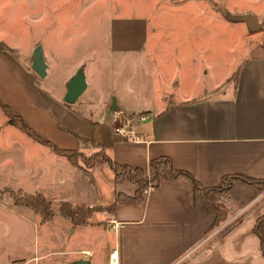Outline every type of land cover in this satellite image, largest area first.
<instances>
[{"label": "crops", "instance_id": "crops-1", "mask_svg": "<svg viewBox=\"0 0 264 264\" xmlns=\"http://www.w3.org/2000/svg\"><path fill=\"white\" fill-rule=\"evenodd\" d=\"M248 41L244 56L212 87H204L199 93L183 87L168 88L158 96L154 92L153 100L149 99L141 111H125L119 101H115L117 109L113 111L112 94L104 101V114L85 120L75 116L73 107L84 99L98 98L101 89H108L105 77L109 69L104 72L100 88L92 75H86L87 90L72 105L64 100L67 84L62 93L56 94L50 109L49 103L54 100L48 99L45 92L40 94L33 69L24 67L13 54L0 51V100L22 116L42 139L63 150L84 153L75 136L91 139L96 124L97 142L119 164L147 172L152 160L167 157L176 169L190 173L207 188L220 187L229 175L264 180V42L261 37ZM119 112L149 118L136 127L139 142L117 133L110 117ZM65 168L70 175L62 178L67 183L62 188L76 191L65 195L67 203L105 212L106 226L97 220L100 211L94 212L85 225L77 226L106 229L113 234L112 242L103 247L101 264H108L114 250L118 251L119 264H264L261 241L255 234L257 222L264 216V190L236 182L225 204L229 219L211 231L214 217L194 204L193 185L188 178L175 182L163 179L158 189L149 190L141 204L133 205L117 200L120 194L134 197L137 186L130 182L116 185L107 165L86 168L68 161ZM104 182L109 190L101 188ZM103 196L109 198L102 201ZM115 203V210H109ZM111 221L123 227L114 231ZM92 249L69 251L78 258L72 264H98L93 262ZM10 260L13 258L1 263L10 264Z\"/></svg>", "mask_w": 264, "mask_h": 264}, {"label": "rangeland", "instance_id": "rangeland-1", "mask_svg": "<svg viewBox=\"0 0 264 264\" xmlns=\"http://www.w3.org/2000/svg\"><path fill=\"white\" fill-rule=\"evenodd\" d=\"M255 37L264 42V0H0V47L30 71L35 54H42L46 77L31 72L40 94L53 98L50 109L78 72L92 75L100 88L109 69L99 100L90 97L73 107L82 120L104 114L112 94L125 111H141L154 92L212 87ZM84 149L86 158L95 152ZM67 163L10 125L0 108V264L10 258V264H72L78 258L68 252L81 247L94 248L93 262L101 264L113 234L74 226L58 213L65 195L76 192L62 188V178L70 175ZM19 193L44 195L54 218L17 204ZM97 213L106 226L104 210Z\"/></svg>", "mask_w": 264, "mask_h": 264}, {"label": "trees", "instance_id": "trees-1", "mask_svg": "<svg viewBox=\"0 0 264 264\" xmlns=\"http://www.w3.org/2000/svg\"><path fill=\"white\" fill-rule=\"evenodd\" d=\"M0 51H3L1 47ZM239 77L240 70L236 73L235 79L238 80ZM0 108L8 119L10 125L18 128L38 143L50 147L57 155L67 158L72 165L79 166L81 161L84 162L86 168H92L96 164L107 165L113 171L116 185L130 182L137 186V191L134 197L120 194L117 203L124 201L133 205H139L144 201L146 192L151 189H158L163 179L175 182L179 178L185 177L192 182L194 204L198 207H203L214 217V224L211 228L212 231L227 222L230 217V211L225 207V204L229 200V193L236 182H242L246 185L264 190V180H257L242 175H229L224 177L220 187H204L190 173L176 169L172 160L167 157L152 160L149 164L148 171L146 172L141 168H132L128 165H122L112 160L106 154L104 147L97 142L95 135L91 139L75 136L84 148L89 147L95 149L92 156L86 158L84 153L78 150H63L58 148L51 141L42 140L41 137L27 125L22 116L16 115L12 108L1 100ZM96 128L97 126L95 127V130ZM18 195L19 198L15 199L17 204L30 207L39 213L45 220H51L54 218L55 213L52 210L53 204L44 195H28L25 193H19ZM117 203L113 204L109 210L114 211ZM97 211H102V208L74 207L69 203H63L60 205L58 213L62 217L69 219L74 226H80L85 225L88 219H90L94 212ZM255 234L261 241L264 254V216L258 220Z\"/></svg>", "mask_w": 264, "mask_h": 264}, {"label": "built area", "instance_id": "built-area-1", "mask_svg": "<svg viewBox=\"0 0 264 264\" xmlns=\"http://www.w3.org/2000/svg\"><path fill=\"white\" fill-rule=\"evenodd\" d=\"M122 115L123 114L121 113H117L113 118V123L115 125V129L117 133L127 139H131L134 142H139L140 139L136 136V127L138 125L137 123L139 122L140 124L146 122L149 118L147 116L139 115V114L131 115L127 117ZM148 193L149 191L146 192V194ZM110 227L112 230L117 231L123 227V224L118 223L116 221H111ZM86 255H90V254L87 252ZM108 264H119V254L117 250L111 252Z\"/></svg>", "mask_w": 264, "mask_h": 264}, {"label": "water", "instance_id": "water-1", "mask_svg": "<svg viewBox=\"0 0 264 264\" xmlns=\"http://www.w3.org/2000/svg\"><path fill=\"white\" fill-rule=\"evenodd\" d=\"M32 69L39 77H46L47 65L40 52H37L34 56L32 62ZM88 87V82L86 75L82 72H78L72 81L68 84L67 93L65 95V102L68 104H75L79 98L85 93ZM116 102L113 103L112 110L115 111ZM80 264H88L85 261L80 262Z\"/></svg>", "mask_w": 264, "mask_h": 264}]
</instances>
